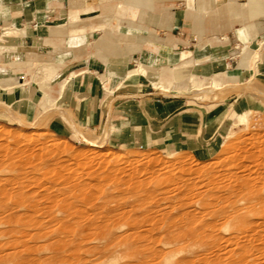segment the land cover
<instances>
[{"label": "rangeland", "instance_id": "obj_1", "mask_svg": "<svg viewBox=\"0 0 264 264\" xmlns=\"http://www.w3.org/2000/svg\"><path fill=\"white\" fill-rule=\"evenodd\" d=\"M108 4L114 5V3ZM99 10L100 7L95 8L97 12L88 16L97 15L100 12ZM115 11L116 7L114 5L109 18H107L108 22H116ZM8 26L11 25H0V33L4 27ZM3 43L4 39L0 41V68H2L1 65L6 63L4 51L1 48ZM254 49L261 51L263 48L259 44ZM27 60L33 62L42 61L36 56H28ZM31 68L27 74L11 73L9 71L6 74L13 75L15 78L23 77L21 82L24 81L28 85L38 84L42 91L46 86L51 85L50 94L55 98L57 94L52 93L58 81V73L51 82L46 83L40 76L34 74L37 68ZM42 70L46 73L47 69L42 67ZM1 75L2 72L0 71ZM185 85L187 86L185 81L181 84L173 82V86L168 92L162 91L164 94H155V96L164 97L167 100L180 99L188 108L197 110L198 116L202 118L209 117V120H204L201 124L204 129L201 130L198 143L194 145L195 142L191 140L192 145L190 146L183 144H158L136 147L116 144L109 141V130L91 131L81 127L74 129L72 135L61 137L54 134L49 126L53 115L58 112L56 102L54 106L45 108L43 94H35V102L30 111L23 113L21 109L9 106L0 99V188L4 185V181L10 177L13 180H21L24 176H38L36 183L34 182V185L32 183L29 187L21 189L17 184L9 182L10 186L5 183L7 187V189L5 187V190H7L8 194L1 193L0 189V264H212V262L214 264L216 258L223 259V261L220 259L221 263H226V258V261H228L232 256V261L235 257L236 260H239L236 255L241 256L240 252L246 255H242L245 259H242L243 263L241 261V264H253L255 261L263 262L264 258L262 257L264 255L261 252L257 251L256 253L254 251L253 255L250 254V246L254 241L250 244L248 241L241 240L240 243L242 245L240 244V246H242L243 251L240 249L238 253L236 252L238 247L236 248L234 243L232 245L226 241L228 236H225L236 234L238 228L241 231L244 228L245 230L250 228L248 229L250 233H253L254 230L256 234L259 232L258 236L261 235L263 237L264 234L262 235V233L264 232L262 231L264 229L262 227L264 225L261 224L262 222L264 224V200L262 201L263 206L260 203L252 211L250 209L242 213L246 217L244 222L248 224L245 227L244 222H240V224L239 221H230L227 224L224 222L225 225L221 226L223 229L219 231L221 232L219 233L221 238L219 236L214 238L217 241L216 243H214L215 241L212 237H201L200 239L196 236H188L181 239L167 234L170 231L175 232L177 228L171 226L172 223L176 222L175 219L177 220V218H184V214L189 209L195 217L191 227L198 226V223L203 222V220L198 216L197 204L195 207L193 205L191 207V205L181 202L182 197L181 195L179 196V191L177 192L176 188L172 190L174 187L171 188V182L165 180L166 175L184 174L189 177L187 182L194 181V186H191L194 189H190L189 191L191 192L187 189L185 192L187 191L186 193H189V195L198 192L199 196L205 189L203 183L205 179L204 181L201 179L208 176V174L220 171L226 166L232 167L233 164L237 163L234 158L238 160L244 159L248 165L254 164L253 167L250 165V172L253 171L252 173L255 174L264 173V85L258 81V77L254 76L241 84H231L217 90L211 88L194 90L189 89V87L184 88ZM154 87L157 88L155 85ZM157 89L164 90V87L163 89ZM174 91L178 92V94L172 93ZM246 110H251L248 124H238L237 116ZM41 145L46 149H50L51 154L41 153L39 155L40 153L36 148ZM245 147L249 151L244 152L246 151H243ZM32 148L38 152L35 153ZM251 149H256L257 152ZM33 151L34 154L31 153ZM238 152L243 154V159L238 158L240 155ZM248 152H250V157L252 154H256V156L251 159L248 157ZM27 154H31L32 162H35L34 164L39 165V167L36 172H29L23 175L19 169L23 167L21 166L23 159L25 160L29 157ZM38 155L39 157L41 156L40 161ZM247 157L251 161L256 160L257 158L255 159V157H258V159L252 164ZM230 160L234 161L231 163ZM256 165L260 168H256ZM41 173H44V176ZM255 174L252 175L255 176ZM105 175L110 177L105 179ZM190 175H192V178ZM133 182H143L142 192H139V194L135 192L129 193L127 185ZM25 183L30 184L27 180ZM99 184H104L101 190H99ZM258 184L261 185V183ZM116 188L118 190L121 188L119 190L121 192ZM202 189L203 191H201ZM27 190L30 195L21 196L20 191L27 192ZM145 190L156 191V193H153L152 197L147 198L143 202L145 203L144 205L140 204L139 201L135 202L140 200L139 195ZM101 191L115 193L113 195H116L117 198L114 202L105 203V199H102L104 195H101ZM262 194L264 196V191ZM73 195L74 198H72ZM91 195L92 197H90ZM86 196L92 199L91 204L84 203L83 199ZM62 197L68 200L65 203L67 207L62 205L65 208L52 201L54 198L60 199ZM131 204H134L138 210L132 207ZM179 204L182 205L179 206ZM106 205L107 207L109 206L107 209ZM70 206H72L71 209ZM130 207L132 211H129ZM256 208L259 213L254 210ZM260 208L262 209L261 216ZM110 209L112 210L111 213L109 212ZM194 209L196 211L192 212ZM124 211H128L129 214H123L124 216L121 220V213ZM165 211L170 212L169 215H166L168 213L163 215ZM157 213L158 215H156ZM150 214L154 216H150ZM115 215H118L117 219ZM159 216L163 220L158 219ZM258 216L263 219H258ZM151 218H157V222ZM129 219L134 223L138 220L136 222L138 225L131 229L129 225L132 223H130ZM204 219L208 222L214 221L210 217H205ZM103 220L112 224L114 220V226L110 227L114 233L111 230L113 234H108L111 236L107 235L110 238L108 239L107 237V240L102 237L105 229L100 223L103 224ZM150 220L154 221L155 224L152 221L150 223L147 222ZM253 223H256V225ZM153 224L154 226L152 227ZM156 224L159 226L155 227ZM163 226L164 228H162ZM168 226L173 227V230H170ZM255 227H257V230H255ZM225 228L228 230L226 231ZM251 228L253 229L252 231ZM223 237L226 243L228 242L227 244L231 245V251L233 252L234 250L237 254L228 253L231 254L228 255L226 251H223L227 250L228 247L230 248L225 241H222ZM101 238H103L102 241L100 240ZM211 244H215V246ZM258 244L261 243L256 242L255 245ZM211 248L216 249V251L211 250L213 251L211 252ZM246 252H249L248 255L250 257ZM257 255L260 257L258 258ZM261 255L263 256L261 257ZM198 256L199 258L201 257V260L198 259ZM247 258L248 261H246Z\"/></svg>", "mask_w": 264, "mask_h": 264}, {"label": "crops", "instance_id": "obj_2", "mask_svg": "<svg viewBox=\"0 0 264 264\" xmlns=\"http://www.w3.org/2000/svg\"><path fill=\"white\" fill-rule=\"evenodd\" d=\"M108 3L115 23L107 21ZM4 24L11 26L0 33V99L28 113L35 94H44L45 108L57 103L49 126L61 137L81 127L109 130L116 144L196 145L209 117L156 97L164 93L154 84L164 92L184 81L216 89L256 76L264 85V0H0ZM31 67H46V83L58 73L55 98L51 85L42 91L6 74Z\"/></svg>", "mask_w": 264, "mask_h": 264}, {"label": "bare ground", "instance_id": "obj_3", "mask_svg": "<svg viewBox=\"0 0 264 264\" xmlns=\"http://www.w3.org/2000/svg\"><path fill=\"white\" fill-rule=\"evenodd\" d=\"M254 53V52H253ZM255 58H257V56H255ZM36 67V66H35ZM32 69V68H31ZM14 70V69H13ZM29 70H30V68H29ZM47 71V70H46ZM29 72V71H28ZM141 72H143V71H141ZM27 73V72H26ZM25 73V74H26ZM36 76H40L41 78H44L47 74L42 70V68H39L35 73H34ZM46 81V80H45ZM155 86H157V88H162L163 89V86L162 85H160V84H154ZM203 87H207L208 85L207 84H203L202 85ZM193 87V86H192ZM213 87H215L216 89H221V88H223V87H225V85H223V84H221V83H214V85H213ZM163 91V90H162ZM158 93V92H157ZM44 95V94H43ZM45 96V95H44ZM48 97V96H47ZM45 98H46V96H45ZM250 114H251V110H246L245 112H242V113H240L238 116H237V122H238V124H242V125H247L248 124V121H249V117H250ZM248 148H251V147H248ZM259 148V147H258ZM25 149V148H24ZM32 149H34V148H32ZM36 149H38V151H39V155H41V153H43V154H46V155H49V153L51 154V150L50 149H46L43 145H41V146H39L38 148H36ZM35 150V149H34ZM244 150H246V151H244ZM251 150H253V149H251ZM250 150V151H251ZM255 151H256V149H254ZM253 150V151H254ZM31 151V150H30ZM38 151H36L35 150V153L36 152H38ZM243 151L244 152H247V151H249V149L247 150L246 149V147H245V149L243 148ZM254 151V152H255ZM27 152V151H26ZM257 152V151H256ZM31 153H33L34 154V151L33 152H31ZM250 152H248V154H249ZM260 153V152H259ZM38 154V153H37ZM36 154V155H37ZM238 154H240L239 156H238V158L240 157V158H242L243 157V154H241V152L239 153L238 152ZM246 154V153H245ZM26 155V154H25ZM28 155V154H27ZM39 155H38V158H39V161H40V158H41V156L39 157ZM247 155V154H246ZM246 155H244V156H246ZM29 157H25L26 159L24 160L23 159V161H22V165L21 166H23V167H21L20 169H19V171H22V173H23V175H25V174H28L29 172H36L37 170H38V167H39V165L37 166V165H35L33 162H32V160H31V154L30 155H28ZM31 156V157H30ZM35 156V155H34ZM33 156V157H34ZM235 156V155H234ZM248 156V155H247ZM254 156H256V154H252V156L250 157V154H249V156L248 157H250L251 159L254 157ZM36 157V156H35ZM44 157V156H43ZM247 157V158H248ZM258 157H260V156H258ZM258 157H255V159L257 158L258 159ZM37 158V157H36ZM239 158V159H240ZM247 158H245V159H247ZM250 158H248L250 161H251V159ZM263 158V157H262ZM262 158H261V160H262ZM21 159V158H20ZM31 160V162H30V160ZM243 159V158H242ZM247 159V160H248ZM256 159V160H257ZM232 160V159H231ZM230 160V161H231ZM234 160L237 162V163H235V164H233L232 165V167L231 166H226V167H222L223 169H221L220 171H217V172H215V173H212V174H208V176H206V177H204L203 179H201V180H203L204 181V179H205V181L203 182L204 183V185H205V189H204V191H203V189L201 190V191H203L202 193H201V195H199L198 196V192L197 193H195L194 192V194H191V195H189V193H186L185 192V190H187L188 189V191L190 190V189H192L191 188V186H194V184H193V182H191V181H188L187 182V180H189V177H187V176H185L183 173V175H175V176H167L166 175V181L168 182H171V185H172V187L171 188H173L174 187V189H172V190H175V188L177 189V192H178V194H179V196L181 195V199H182V203L183 204H189V205H191V207H192V205L195 207V205L197 204V206H198V216L200 217V218H202V220H203V222H200V223H198V226H194V227H191V225L193 224V222H194V219H195V217L191 214V212H190V209H189V211L188 212H186L183 216H184V218L183 217H180L179 219L177 218V220L175 219V221L176 222H174V220H173V222L174 223H172V225L171 226H173V227H175V228H177V229H175V232L174 231H170L169 233H167L169 236H171V237H175V238H185V237H191V236H196L197 238H200L201 239V237H212L213 238V240H214V238H218V236L220 237V234L219 233H221V232H219L220 231V229H223L221 226L222 225H225V223L224 222H226V224L227 223H229L230 221H236V222H238L239 221V224H240V222H244V220H246V217L242 214L244 211H248V210H250L251 209V211H252V209L254 208V207H256V205H259L260 203H262V206H263V200H264V196H263V191H264V173L262 172V173H258V174H255V173H252L253 171H251L250 172V167L252 166L253 167V163L256 161V160H252L250 163H252L253 165H251L250 163V165H248L245 161H244V159L243 160H238L237 158L235 159L234 158ZM233 160V161H234ZM246 160V161H247ZM1 161V160H0ZM34 161V160H33ZM47 161V160H46ZM233 161H231V163L233 162ZM245 163H244V162ZM20 162V161H19ZM38 162V161H37ZM248 162V161H247ZM259 162H260V160H259ZM39 163V162H38ZM37 163V164H38ZM42 163V162H41ZM257 164H258V162H257ZM259 165V164H258ZM260 165H262L261 163H260ZM259 166H257L256 165V168H258ZM260 168V167H259ZM263 168V167H262ZM43 169V168H42ZM261 170V169H260ZM23 171H25V172H23ZM138 171V170H137ZM264 171V170H263ZM43 172V171H42ZM46 172V171H45ZM44 172V173H45ZM261 172V171H260ZM43 173V174H44ZM193 173V172H192ZM255 174V176L254 175H252V174ZM257 173V172H256ZM42 174V173H41ZM42 174V175H43ZM47 174V173H46ZM128 175H130V174H128ZM194 175V174H193ZM20 176V175H19ZM44 176V175H43ZM191 176V178H192V175H190ZM196 176V175H195ZM37 177L38 176H35V175H32V177H29V176H24L21 180L20 179H17V180H13L11 177V179L9 178V179H5L6 181H4L7 185H9L11 182H12V184H17L18 186H19V188H26V187H29L30 185H32V183H33V185H34V182L36 183V181H37ZM42 177V176H41ZM110 176L109 175H105L104 176V178L105 179H107V178H109ZM129 177V176H128ZM187 177V178H186ZM164 178V177H163ZM163 178H161V179H163ZM29 181V183L30 184H26L25 183V181ZM192 180V179H191ZM195 180H197V179H195ZM165 181V182H166ZM10 182V183H9ZM186 182H187V184H186ZM190 182V183H189ZM196 182V181H195ZM3 183V182H2ZM1 183V184H2ZM5 183H4V185H5ZM9 183V184H8ZM162 183H163V181H162ZM258 183H261V185L260 184H258ZM142 184H143V182L141 183V182H133V183H130L129 185H127L128 186V188L127 189H129L128 191H129V193H132V192H135V193H137V194H139V192H142V189H143V186H142ZM192 184V185H191ZM4 185H2L1 186V193H3V194H8V192H7V190H5V187H6V185L4 186ZM94 185H96V184H94ZM100 185V184H99ZM103 185L104 184H102V185H100L99 186V190H101L102 189V187H103ZM195 185H197V184H195ZM10 186V185H9ZM92 186V185H91ZM17 187V186H16ZM48 187V186H47ZM182 189H181V188ZM93 188H94V186H93ZM96 188V187H95ZM119 188V187H118ZM6 189H7V187H6ZM30 189V188H29ZM28 189V190H29ZM115 189V188H114ZM117 189V188H116ZM121 189V188H120ZM119 189V190H120ZM124 189V188H123ZM194 189V188H193ZM192 189V190H193ZM28 190H27V192H25V191H20V194H21V196H28V195H30L29 193H28ZM96 191H97V189H95ZM118 190V189H117ZM118 190V191H119ZM67 191V190H66ZM118 191H117V193H118ZM126 191V190H125ZM155 191V190H154ZM33 192V191H32ZM61 192V191H60ZM119 192H121V191H119ZM170 192H171V190H170ZM176 192V193H177ZM183 192H185V193H183ZM189 192H191V191H189ZM64 193V192H63ZM62 193V194H63ZM67 193V192H66ZM100 193H102L101 195L103 196L102 197V199H105V203H109V202H114L115 201V199L117 198V196L116 195H113V194H115V193H111V192H108V193H105V192H103V191H101ZM153 193H156V191L155 192H152V190H145V191H143V193L141 194V195H139L140 196V200H136L135 202H138L139 201V203L140 204H145V203H143V202H145L146 200H147V198H150V197H152L154 194ZM55 194V193H54ZM65 194V193H64ZM92 194V193H91ZM120 194V193H119ZM89 195V194H88ZM175 195V194H174ZM56 196H58V195H56ZM178 196V195H177ZM87 197V198H86ZM86 197H84V203L85 204H87V203H90L91 204V201H92V199L90 198V197H92V195L90 196V197H88V196H86ZM58 198V197H57ZM63 198V197H62ZM60 198V199H52V201L53 202H57L58 203V205L59 206H62V205H65L66 207H67V205L65 204V203H67L68 202V200L65 198ZM72 198H74V195L72 196ZM76 198V197H75ZM50 200V199H49ZM51 201V202H52ZM141 201V202H140ZM87 202V203H86ZM103 202V203H104ZM56 203V204H57ZM138 203V204H139ZM134 204H137V203H134ZM134 204L132 205V207H135L134 206ZM76 205V204H75ZM103 205V204H102ZM110 205V204H109ZM180 205H182V204H179V206ZM65 206L63 207V208H65ZM111 206V205H110ZM117 206V205H116ZM115 206V207H116ZM119 206V205H118ZM137 206V205H136ZM178 206V207H179ZM106 207V209L109 207H107V205L105 206ZM176 207V206H175ZM177 207V208H178ZM61 208V207H60ZM72 208V206H70V209ZM136 209H137V207H135ZM259 208V207H258ZM105 209V210H106ZM114 209V208H113ZM132 209H134V208H132ZM176 209V208H175ZM127 210H129V209H127ZM138 210V209H137ZM254 210H257V208L256 209H254ZM253 210V211H254ZM260 216H261V213H262V209L260 208ZM111 209H110V213H111ZM116 211V210H115ZM129 211H132L131 210V207H130V210ZM164 211V210H163ZM169 211V210H168ZM194 211H196V209H194L192 212H194ZM70 212V211H69ZM107 212V211H106ZM184 212H185V210H184ZM257 212L259 213V211L257 210ZM75 213V212H74ZM113 213H114V211H113ZM116 214H117V211L115 212ZM119 213V212H118ZM129 214V212L128 211H124L123 213H121V220L123 219V214ZM162 213V212H161ZM166 213H168V212H163V215H165ZM170 213V212H169ZM169 213L168 214H166V215H169ZM197 213V212H196ZM73 214V213H72ZM76 214H78V213H76ZM108 214V213H107ZM253 214V213H252ZM254 214H256V213H254ZM264 214V213H263ZM67 215V214H66ZM79 215H81V214H79ZM86 215V214H85ZM84 215V216H85ZM111 215V214H110ZM153 215V214H152ZM151 214H150V216H152ZM156 215H158V213L156 214ZM180 215V214H179ZM251 215V214H250ZM256 215H258V214H256ZM93 216V215H92ZM111 216H113V215H111ZM110 216V217H111ZM119 216V217H120ZM136 215H134V217H135ZM146 216V215H145ZM150 216H148L149 218H150ZM154 216V215H153ZM181 216H182V214H181ZM248 216V215H247ZM255 216V215H254ZM80 217V216H79ZM89 217V216H88ZM87 217V218H88ZM116 217H118V215L116 216L115 215V218ZM147 217V219L149 220V218ZM158 217V216H157ZM162 217V216H161ZM167 217V216H166ZM198 217V218H199ZM205 217H210V218H212L214 221H205ZM252 217V216H251ZM85 218V217H84ZM90 218V217H89ZM135 218H137V217H135ZM182 218V219H181ZM255 218H256V216H255ZM260 217L258 216V219H259ZM102 219V218H101ZM110 219V218H109ZM113 219H114V217H113ZM117 219V218H116ZM120 219V218H119ZM118 219V220H119ZM124 219H125V217H124ZM142 219V218H141ZM151 219H154V218H151ZM158 219H160V216H159V218ZM162 219V218H161ZM160 219V220H161ZM261 219V218H260ZM263 219V218H262ZM261 219V220H262ZM98 220V219H97ZM120 220V221H121ZM155 221L157 220V218L156 219H154ZM163 220V219H162ZM167 220V219H166ZM201 220V221H202ZM254 220V219H253ZM253 220H251V221H253ZM110 221V220H109ZM129 221H130V219H129ZM152 220H150V221H147V222H151ZM169 221H171V220H169ZM250 221V220H249ZM263 221H264V219H263ZM126 222H127V220H126ZM126 222L124 221V223L126 224ZM136 222H138V220L136 221ZM134 223V222H131L130 221V223H132L131 225H129V223L127 224V227H128V225H129V227H131V229H133V228H135L138 224L137 223ZM140 222V221H139ZM154 221H152V223H153ZM157 222V221H156ZM164 222H165V220H164ZM258 222V221H257ZM141 223V222H140ZM167 223V222H166ZM246 223V224H245ZM249 223H251V222H249ZM260 223V222H259ZM101 224V226L102 227H104V235L102 234V237H104V238H106L105 240H107V237L109 236L108 234H111L112 233V228H110V227H113L114 226V220H113V224L112 223H110V222H108V221H104L103 220V224L102 223H100ZM125 224H123V225H125ZM154 224H155V222H154ZM154 224L152 225V227L154 226ZM161 224H162V222H161ZM244 224V227L246 226V225H248L247 224V222H244L243 223ZM242 224V225H243ZM254 224V223H253ZM158 224H156L155 225V227L157 226ZM168 225H170V224H168ZM254 225H256V223L254 224ZM261 225H264L263 224V222H262V224ZM98 226V225H97ZM126 226V225H125ZM125 226H123V227H125ZM159 226V225H158ZM171 226H168L169 228H170V230L173 228V227H171ZM133 227V228H132ZM155 227H154V229H155ZM228 227V226H227ZM259 227V226H258ZM260 227H262V226H260ZM139 228V227H138ZM150 228V227H149ZM162 228H164V226L162 227ZM247 228V227H246ZM254 228V227H253ZM263 229H264V227H262ZM261 228V229H262ZM167 229V228H166ZM242 229H243V227H242ZM248 229H250V228H247L246 230H245V228H244V230L243 231H241V229H239L238 228V230H236V234H232L231 236L230 235H226L225 237H227V239H226V241H228L229 243H234L235 245H236V248H237V251L236 252H238L239 253V251H240V249L243 251V249L241 248L242 246H240V242H241V240H244L245 242L246 241H248V242H250V244H251V242L252 241H254V242H252L253 244H251V246H250V250H251V252H250V250H248L249 252H250V254H252L253 255V252L255 251L256 253H257V251L258 252H261V254H263L264 255V246L262 247V245H263V243H264V236L263 237H261V235L260 236H258V233L256 234V231H254L252 228H251V231L253 230V233H250L249 232V230ZM112 230V231H111ZM148 230V229H147ZM173 230V229H172ZM225 230L227 231L228 229H226L225 228ZM255 230H257V227H255ZM261 231V230H260ZM255 232V233H254ZM262 232H264V231H262ZM113 233H114V231H113ZM112 233V234H113ZM234 233V232H233ZM128 234V233H127ZM264 233H262V235H263ZM108 235V236H107ZM120 235H122V234H120ZM223 235V234H222ZM100 236H101V234H100ZM111 236V235H110ZM109 236V237H110ZM224 236V235H223ZM108 237V239H110ZM119 237V236H118ZM126 237V236H125ZM170 237V238H171ZM196 237H193V238H196ZM121 238V237H120ZM221 238V237H220ZM219 238V239H220ZM224 238V237H223ZM222 238V241L224 242L225 241V238L223 239ZM102 239L103 238H101L100 240L102 241ZM123 239V238H122ZM126 240V239H125ZM199 240V239H198ZM212 240V241H213ZM121 241H123V240H121ZM215 241V240H214ZM213 241V242H214ZM221 241V242H222ZM226 241H225V243H226ZM258 243H261V244H258V245H255L256 244V242ZM262 241H263V243H262ZM217 241H215L214 243H216ZM220 242V243H221ZM227 242V243H228ZM219 243V244H220ZM226 243V244H227ZM242 243H243V241H242ZM224 244V243H223ZM127 245V244H126ZM125 245V247H127ZM212 246H215V244L213 245V244H211ZM210 245V246H211ZM221 245H222V243H221ZM220 245V246H221ZM228 245V244H227ZM227 245H225V246H227ZM233 245V244H232ZM242 245V244H241ZM217 246H218V243H217ZM228 246H230V248L228 247ZM227 247H228V249L227 250H223V251H226L227 252V254L228 253H232V255H233V253H235V254H237L233 249V252L231 251V245H228ZM246 246H247V243H246ZM261 246V247H260ZM131 247V246H130ZM235 247V246H234ZM249 247V246H248ZM247 247V248H248ZM215 248V247H214ZM214 248H211L210 249V251L211 250H215L216 251V249H214ZM222 248V247H221ZM220 248V249H221ZM236 248H234V249H236ZM226 249V248H225ZM245 249V248H244ZM229 250V251H228ZM211 252H213V251H211ZM210 252V253H211ZM249 252H246V254L248 255V253ZM263 252V253H262ZM243 252H240V254H241V256H238V255H236L238 258H239V260H236V257H235V259L233 258V261L231 260L232 259V257L230 258V260H228V261H226L227 260V258H226V260H225V262L226 263H221V261H223V259H221V261H220V259L218 258H216L215 259V263L214 264H241V261H242V259L244 258L242 255H244V254H242ZM224 254V253H223ZM234 254V255H235ZM239 254V255H240ZM260 254V253H259ZM228 255H231V254H228ZM227 255V257H229ZM251 255V256H252ZM255 255V254H254ZM263 255H261V257L263 256ZM200 256V255H199ZM199 256H198V259L199 260H201V257L199 258ZM244 256H246V255H244ZM249 256V255H248ZM258 256V255H257ZM257 256H256V258H257ZM217 257V256H216ZM220 257V256H219ZM250 257V256H249ZM253 257V256H252ZM255 257V256H254ZM260 256H258V258H259ZM237 258V259H238ZM262 258H264V257H262ZM245 259V258H244ZM243 259V260H244ZM253 259V258H252ZM198 260V261H199ZM257 260V259H256ZM246 261H248V258L246 259ZM252 261V260H251ZM263 262H258V261H255L254 263H256V264H264V260H262ZM199 262H201V261H199ZM245 262V261H244ZM250 262V261H249ZM258 262V263H257ZM242 263H243V261H242ZM246 263H248V262H246ZM253 263V264H254ZM180 264V263H179ZM183 264V263H182ZM210 264V263H209ZM212 264H213V262H212Z\"/></svg>", "mask_w": 264, "mask_h": 264}]
</instances>
